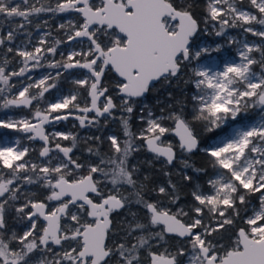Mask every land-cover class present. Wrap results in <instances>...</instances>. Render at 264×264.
I'll return each instance as SVG.
<instances>
[{
	"label": "snow or ice",
	"instance_id": "1",
	"mask_svg": "<svg viewBox=\"0 0 264 264\" xmlns=\"http://www.w3.org/2000/svg\"><path fill=\"white\" fill-rule=\"evenodd\" d=\"M0 113V264H264V0H0Z\"/></svg>",
	"mask_w": 264,
	"mask_h": 264
},
{
	"label": "rangeland",
	"instance_id": "2",
	"mask_svg": "<svg viewBox=\"0 0 264 264\" xmlns=\"http://www.w3.org/2000/svg\"><path fill=\"white\" fill-rule=\"evenodd\" d=\"M229 34L233 35V36H237V38H240L238 29H230L229 30ZM248 39L251 40V41H255L258 38L251 37V35L249 34L248 35ZM198 43L204 44V45H208V46H215L217 43H224V40H223L222 37H216L214 35L201 34L200 37H199ZM232 52H233L232 49H229V48L225 47L224 50L221 53H219V54L214 53L213 54V56L215 57V64L210 65L209 61L207 59L204 60V63H205L206 66L214 67V70H220L223 67V64L221 63V61L224 58H226ZM46 71H47V69H41V70H39L38 74L42 75ZM256 71L259 72V68H256ZM1 118H3V117H1ZM74 123H77V122L74 121V120H71V119L69 121H67V122L59 123V124L56 125V130L62 131V132H71V133H74L73 129H75L77 132L87 130V129H80L79 127L73 128L72 125ZM234 126H235V122H232L231 124H226L224 126V128L217 130L218 136L225 135ZM117 129H118L117 125H115V124L111 125V129H110L111 131H117ZM87 131H89V130H87ZM20 136H21V134H15V135H12V136H4V137L0 138V145H3L5 143L11 144L15 138H19ZM26 143H27L26 141H22V145H24Z\"/></svg>",
	"mask_w": 264,
	"mask_h": 264
},
{
	"label": "trees",
	"instance_id": "3",
	"mask_svg": "<svg viewBox=\"0 0 264 264\" xmlns=\"http://www.w3.org/2000/svg\"><path fill=\"white\" fill-rule=\"evenodd\" d=\"M55 23H56V21H53V25H55ZM169 90H172V89H162L161 93L159 94L160 97L163 99L165 92L166 91H169ZM148 102L151 103V104H154L155 103V100L152 97H149V101ZM1 117H4V114L3 113H0V118ZM73 131H74V133H79L80 136H84V135H87L88 134V131L87 130L77 132L75 129H73ZM15 134H19V133H15V132H12V131L7 130V129H0V138H2L4 136H12V135H15ZM208 136H211V137L215 138L216 136H218V132L208 134ZM208 136H205L204 139L207 140L208 139ZM62 143H64V144H70V141H62ZM81 147H83L82 144H81ZM194 161L196 163H199V157L194 158ZM156 167L159 168L160 165L157 164ZM156 179H158V180H166L167 177H164L162 174H156ZM173 179H177V177L173 176ZM186 191L187 190H185V192Z\"/></svg>",
	"mask_w": 264,
	"mask_h": 264
}]
</instances>
